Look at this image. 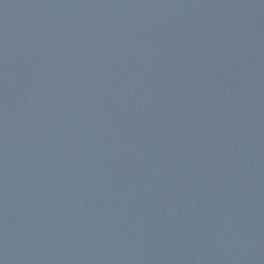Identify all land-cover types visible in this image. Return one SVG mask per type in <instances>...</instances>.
Masks as SVG:
<instances>
[{
    "label": "water",
    "instance_id": "95a60500",
    "mask_svg": "<svg viewBox=\"0 0 264 264\" xmlns=\"http://www.w3.org/2000/svg\"><path fill=\"white\" fill-rule=\"evenodd\" d=\"M0 264H264V0H0Z\"/></svg>",
    "mask_w": 264,
    "mask_h": 264
}]
</instances>
